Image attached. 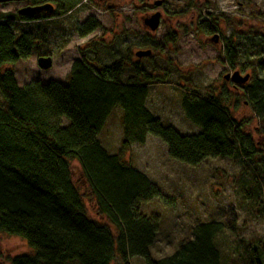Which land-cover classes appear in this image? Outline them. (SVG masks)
Wrapping results in <instances>:
<instances>
[{"label":"trees","instance_id":"obj_1","mask_svg":"<svg viewBox=\"0 0 264 264\" xmlns=\"http://www.w3.org/2000/svg\"><path fill=\"white\" fill-rule=\"evenodd\" d=\"M37 2L40 6L52 5L54 12H42L44 16L38 19L18 16L20 27L60 18L75 3ZM2 20L0 233L23 239L33 250L30 255L11 258L9 264H114L116 260L118 264H131L136 257L145 264H221L218 239L225 231L236 232L234 217L226 225L199 224L192 240L182 243L173 255L151 258L159 220L142 215L140 208L161 198V193L145 175L126 163L123 155L133 143L144 144L151 135L167 145L172 160L191 167L208 159L237 161L241 166L239 179L244 181L239 196L251 215H264V72L253 74L247 84L241 85L259 121L255 131L263 141L255 140L243 122L232 117L225 92L202 96L184 91L182 110L200 132L182 135L173 127L163 126L146 108L151 85L165 84L168 75H154L139 58L132 60L131 53L111 65L94 67L86 51L79 50L81 58L73 63L67 86L33 82L19 87L15 72L3 68L38 55L37 40L32 32L16 30L15 23ZM214 23V19H205L201 28L211 35L216 31ZM97 30H102V25L91 19L80 26L79 35L85 38ZM35 31L45 39L44 24ZM162 41L175 44L177 36L168 33ZM161 44L146 46L157 51ZM238 45L233 37L224 42L226 61L234 70L241 60ZM128 69L131 74L124 82ZM244 69L246 66H242ZM117 108L122 112L123 141L118 153L110 155L99 137ZM73 161L80 164L90 200L104 221L88 217L84 199L73 181ZM244 249L249 264L263 263V243Z\"/></svg>","mask_w":264,"mask_h":264},{"label":"rangeland","instance_id":"obj_2","mask_svg":"<svg viewBox=\"0 0 264 264\" xmlns=\"http://www.w3.org/2000/svg\"><path fill=\"white\" fill-rule=\"evenodd\" d=\"M39 0H31L37 2ZM74 7L66 15L46 19L43 23L23 24L20 27L17 11L29 3L0 4L2 21L15 23V29L32 32L37 40L39 54L3 71L15 72L19 87L33 82L47 85L51 82L68 85L73 63L80 59L79 50H85L94 67L111 65L119 59L132 60L138 51H151L149 57L139 59L142 66L154 75H168L163 85H151L146 108L163 126L173 127L182 135L198 134L200 130L185 117L181 107L184 91L206 96L226 93L232 117L243 122L246 132L255 140L263 141L256 133L259 121L254 115L243 86L226 81V75L239 71L242 76L264 72V0H73ZM162 1L161 7L154 3ZM56 7V5L54 4ZM156 12L161 14L160 27L150 32L143 26V19ZM212 15V17H209ZM214 19L216 31L204 32L201 23ZM102 25L88 37L79 35V28L89 20ZM213 22V21H212ZM44 24L42 39L35 30ZM19 25V26H18ZM168 33L177 36L175 44H165L162 38ZM214 36L219 41L213 42ZM233 37L241 52L240 66L232 69L224 54V42ZM161 49L154 51L146 44ZM97 53V55H95ZM39 57H50L52 67L42 71ZM97 57V60L94 59ZM242 66L246 69L242 70ZM131 70L124 75L127 81ZM260 77H263L261 74ZM2 98L0 96V103ZM64 125L68 123L64 120ZM99 140L110 155H116L123 141L122 112L112 111L100 134ZM126 163L145 175L160 190L161 198L154 199L140 208L142 215L157 217L159 230L150 249L153 260L170 257L182 243L193 238L194 228L203 223L226 225L236 219V232L225 231L218 239L222 252L221 264H249L245 246L264 244V215L253 216L239 196L241 166L231 159H208L191 167L172 160L167 145L159 138L147 136L144 144L133 143L123 155ZM73 181L84 199L90 219L104 221L89 197L82 169L77 161L71 162ZM33 250L15 236L0 233V264H9L11 258L30 255ZM264 264V254L261 257ZM131 264H145L142 258L131 259ZM118 264V260L114 262Z\"/></svg>","mask_w":264,"mask_h":264},{"label":"water","instance_id":"obj_3","mask_svg":"<svg viewBox=\"0 0 264 264\" xmlns=\"http://www.w3.org/2000/svg\"><path fill=\"white\" fill-rule=\"evenodd\" d=\"M28 0H0V4L3 3H10V2H25ZM162 1H156L154 5L156 7L162 6ZM42 12H46L48 14H52L54 12V7L50 4L37 6V7H25L23 9H20L18 11L19 16L22 17H34L37 14H40ZM161 23V14L160 12H156L153 15L146 17L143 19V26L148 29L150 32H156ZM213 42L217 43L219 41L218 36H214L212 39ZM151 55V51H138L135 56L139 59L149 57ZM38 67L42 71H48L52 67V59L50 57H39L37 60ZM226 81H231L236 85H245L250 80V75L247 74L245 76H242L239 71H236L232 75H226L224 77Z\"/></svg>","mask_w":264,"mask_h":264},{"label":"flooded vegetation","instance_id":"obj_4","mask_svg":"<svg viewBox=\"0 0 264 264\" xmlns=\"http://www.w3.org/2000/svg\"><path fill=\"white\" fill-rule=\"evenodd\" d=\"M30 1L31 0H28V1H25V2H20V3H28L25 7H36V6H40L41 4H39L40 2H32V3H30ZM19 11V10H18ZM18 11H17V14H18ZM18 16H19V14H18ZM41 16H44V15H42V14H39V15H36V16H34L33 18H36V19H38V18H40ZM20 17V16H19ZM31 18V17H30Z\"/></svg>","mask_w":264,"mask_h":264}]
</instances>
